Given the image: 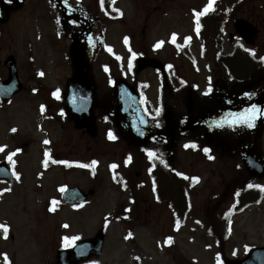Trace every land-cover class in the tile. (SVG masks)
I'll use <instances>...</instances> for the list:
<instances>
[{"label": "rangeland", "instance_id": "rangeland-1", "mask_svg": "<svg viewBox=\"0 0 264 264\" xmlns=\"http://www.w3.org/2000/svg\"><path fill=\"white\" fill-rule=\"evenodd\" d=\"M47 1L26 0L13 9L8 21L0 26V79L7 75L3 61L13 55L19 81L25 88L8 107L0 108V147L4 148L0 161L6 160L16 173L13 181L0 182V224L9 228L7 238L0 231V264H5V254L10 264H56L55 253L63 245L65 236H78L77 243L92 238L103 226L106 229L102 253L98 259L91 260L98 264H222V257L241 259L248 248L264 247V191L260 204L225 218L228 233L220 245L216 246L209 234L215 220L221 230L225 221L223 212L230 206L231 193L235 189L242 190V185L232 182L238 177L234 169L245 170L240 151L233 147L242 135L236 136L228 128L220 129L224 149H219L217 155L211 149L217 157L213 162H207L193 149L183 148L188 142L203 145L205 128L177 134L174 149H156L167 146L160 142L150 141L145 145L148 149L144 150L166 161L177 173L199 177V185L190 189L189 213L182 219V227L174 232L171 229L173 217L167 209L168 199L171 201L179 194L180 187L172 183L174 174L164 177L169 182L164 186L166 192L159 187L163 202L153 203L147 189L137 191L141 187L136 186L146 182L145 165L138 149L121 138L114 121L103 111L95 112L97 131L91 137L76 131L62 114L60 102L50 100L52 91L65 92L66 81L71 76L68 62L71 30L80 31L83 21V25H90L94 31L91 74L100 100L113 97L114 80H124L132 87L137 81L145 83L151 104L159 110L162 128L167 113L172 114L177 125L180 119L187 118V123H192L194 120L190 117L202 118L207 111L203 99L208 97L217 100L220 94L225 95L229 108L236 109L231 80L224 72H218L210 57V42L207 41L209 47L203 44L196 31L195 12L204 10L209 0H117L114 9L122 15L117 22L104 18L93 0H70L73 8L80 7L82 18L69 25L62 24L63 16ZM224 2L215 3L213 17L225 23L237 18L252 23L258 30L256 48L264 53V0H239L228 9ZM125 38L129 44L125 43ZM170 38L175 47L168 45ZM186 40L192 61L177 50ZM223 42L228 50L230 45L226 37ZM158 43L159 48L156 47ZM142 44H146V50ZM141 48L148 58L170 62L175 78L182 82L174 84L181 89L170 90L173 96L166 94L163 98L160 95L162 79L154 70L135 72L131 51H141ZM130 60L131 70L128 68ZM258 79L261 80L258 75L252 77L253 84L243 89L236 87L234 93L245 95L259 87ZM109 131L115 135V143L108 139ZM244 131L249 132V129ZM208 132V136L213 135L212 131ZM46 140L49 143H44ZM256 150L264 157V130L259 132ZM13 152L16 153L14 166L8 160ZM47 152L52 163L44 171L42 157ZM90 159L97 161L95 179L88 170L66 171L61 164V161L88 164ZM112 164L118 165V169L113 171ZM117 173L124 178L127 193L114 185ZM241 176L245 177L244 172ZM251 182L264 186V176ZM66 186H77L85 192L92 189L95 193L83 205L59 204L52 211L48 204L59 201L61 189ZM131 198L136 200L132 210L139 215L131 214L130 222L124 223L119 220L121 213L118 212L103 225L107 216L128 206ZM144 208L150 212H144ZM166 237L171 239L169 246Z\"/></svg>", "mask_w": 264, "mask_h": 264}, {"label": "water", "instance_id": "water-1", "mask_svg": "<svg viewBox=\"0 0 264 264\" xmlns=\"http://www.w3.org/2000/svg\"><path fill=\"white\" fill-rule=\"evenodd\" d=\"M7 18V11L0 0V23ZM245 22L237 21L235 27L243 35ZM255 33V32H254ZM93 44L89 35V30L84 29L81 36L74 34L71 38L69 51V62L72 67V77L67 81L66 94L62 96V104L68 118L74 122L76 129L86 128L87 132H95L93 111L99 106L95 94V85L89 73L92 57ZM8 69V79L0 83L1 98L9 99L20 90L15 68V60L8 57L5 61ZM150 66L158 68L155 62L138 61V71ZM117 104L114 110L115 122L121 134H127L131 138L135 137L139 125H141V113L137 102L125 90L122 83L117 85ZM146 132V130H144ZM243 160L249 174L259 178L263 175V159L257 156L253 149H242ZM0 166V179H11V175L6 168ZM91 193V192H90ZM64 202H80L85 199V195L77 189L65 191ZM103 245V232L99 231L92 239L80 242L74 249L59 250L56 256L57 264H79L91 257H97ZM225 264H264V248H252L247 256L242 260L226 261Z\"/></svg>", "mask_w": 264, "mask_h": 264}, {"label": "flooded vegetation", "instance_id": "flooded-vegetation-1", "mask_svg": "<svg viewBox=\"0 0 264 264\" xmlns=\"http://www.w3.org/2000/svg\"><path fill=\"white\" fill-rule=\"evenodd\" d=\"M25 1L26 0H12V2L9 3V0H5L9 11L19 7L20 5H23ZM49 1L53 5H55L53 0H49ZM242 19L245 20L244 18ZM228 27L230 28L229 32H227V30L229 29ZM245 29L248 30L249 28L246 26ZM224 37H226L229 41L230 46L228 50L225 49V44L223 42ZM256 39L255 41H253L252 38L248 37L247 35H242V36L235 35L233 28V21L232 22L228 21V23L224 24V26L221 27L217 38V45H215V47L213 48L211 45L210 47L209 45H207V47H209L212 50L210 57L211 59L214 60L218 72L219 73L224 72L226 76L231 80L233 103L237 104L238 107L234 110L229 109L228 111H226V113H224L223 105L221 104L222 105L221 106L218 103H223V98L225 97L223 95L221 96L220 94L216 100L217 102L216 104L217 106H219L218 112L207 109L206 114L202 118H198L197 116L190 117L191 120H194L192 123L191 122L187 123V118H186V120L180 119L184 124H182V122L179 121L178 122L179 124L177 125L175 121H173L172 114L165 115L163 119V128H162V124H159L157 126L153 124L149 127L153 135L152 143L160 142L167 144V146L165 147H158L156 149H174L175 137L177 134L185 135L187 131L191 129L194 130L197 128L206 129L204 144L199 145L200 149L202 148L214 149L216 155L219 149H224V146H222L223 142L221 140L220 127L228 125L227 118L229 117V115L231 113L241 112L243 111V109L249 107L253 103L257 104L258 106L264 103V70L262 71V69H264V63L262 64L260 60V57H264V53L258 52V49L256 48ZM248 50H254L255 57H253V55H251ZM206 53L208 55V50H206ZM257 75L258 77L261 78V80L258 79V81L261 82V85L257 88L249 90L250 93L251 91H254L253 93H251L252 95L250 96L248 95L250 94L249 91L245 95H240L237 92L234 93L235 88L237 86L240 87V89L241 88L243 89L247 87L249 84H253L255 80H253V82H251L250 80L252 79V77ZM166 78H167V82L164 83L163 93H162L163 98L165 97L166 94H167L166 96L171 95L170 87L172 86V82H174V78L170 76L168 73H166ZM166 91L168 92L166 93ZM34 93L38 94V91H35ZM50 97H51L50 99L51 101L57 102L58 98L56 95L55 97L50 95ZM11 102L5 105L0 104V108L8 107L11 104ZM262 127L264 129V122L262 123V121H260L258 123L257 128L262 129ZM209 130L212 131L213 135L210 136L207 135L209 134L208 132ZM252 130H255V128L249 129V132L246 131L244 132V130H242L241 132H237V136L238 135L243 136V138L240 139V142L245 143L247 146H251L255 136V132L252 134ZM81 133H84V131H81ZM133 147L135 149H143L144 145L140 147L139 146L138 147L133 146ZM235 149H238V144H236ZM143 211L150 212V210L147 209Z\"/></svg>", "mask_w": 264, "mask_h": 264}, {"label": "snow or ice", "instance_id": "snow-or-ice-1", "mask_svg": "<svg viewBox=\"0 0 264 264\" xmlns=\"http://www.w3.org/2000/svg\"><path fill=\"white\" fill-rule=\"evenodd\" d=\"M12 0H9V3H11ZM112 3L115 4V0H112ZM215 3H216V0H209V3L207 4V6L204 8V10L202 12H195V17H196V25H197V28H196V31L199 32V28H200V17L211 12V11H214V6H215ZM188 39H191L190 37ZM173 41L175 42V35L173 36ZM125 43H127V38H125ZM163 43V42H161ZM157 48L160 47V43H158L156 45ZM131 51V49H129ZM250 52L251 55H253V57H255V51L254 50H248ZM136 58V53H132V59L134 60ZM117 59H120L119 57H117ZM260 60L261 62H264V57H260ZM132 61L130 60L128 62V68L129 70H131L132 68ZM41 75H43V73H41ZM209 92L211 91V89L208 90ZM208 92L205 93V95H207ZM54 95L57 96L58 98V94L57 93H54ZM248 95H251V94H248ZM41 110L43 111V106L41 108ZM159 114V110H157V115ZM260 119H264V108L258 106L257 104L253 103L251 104L249 107L243 109V111L241 112H238V113H231L229 115V117L227 118V123H228V126L229 127H233V128H236V127H246L248 129H252L256 126V123L258 120ZM13 131H16L15 129H13ZM108 138L110 140H115L116 137L115 135L109 131L108 133ZM44 143H49V141H44ZM186 147H189V145H186ZM191 147H196L195 145H191ZM4 151V148L3 147H0V152ZM203 151L208 154L210 152V150L208 148H205L203 149ZM16 153L13 152L11 155L8 156V160L10 163L15 164V162L13 161V156H15ZM47 155V153H46ZM148 155L149 157H153L154 156V153L149 151L148 152ZM209 158H213L211 155H209ZM45 163V166H47V163L48 161L45 160L44 161ZM66 163V162H65ZM97 161L93 160L91 162V165H87V164H79V167H82V168H88V167H91V166H94L96 165ZM118 167V165L116 164H112L111 165V168L112 169H116ZM13 175H16L15 172H13ZM17 179H19V176L17 175L16 176ZM186 179H188L187 177H185ZM192 179H197V178H192ZM249 188H252L253 185H248ZM258 187L261 191H264V186H256ZM61 191H63V189H61ZM53 205H55L57 203V201H52ZM52 211H55V207H53L51 209ZM65 227H68L67 225H65ZM0 231H3L4 233V236L5 238H7V234H8V231H9V228L7 225H4V224H0ZM80 238L78 236H72V237H68V236H65L63 238V241H64V247L65 248H69L71 246H73L75 244V241L79 240ZM4 260H5V264H10V261L8 260V257L7 255L5 254L4 255Z\"/></svg>", "mask_w": 264, "mask_h": 264}, {"label": "trees", "instance_id": "trees-1", "mask_svg": "<svg viewBox=\"0 0 264 264\" xmlns=\"http://www.w3.org/2000/svg\"><path fill=\"white\" fill-rule=\"evenodd\" d=\"M207 20H209L208 22V27H214L213 31H216L219 27V24L217 23L218 21V18L216 17H209ZM211 33V31H209ZM246 199H249L251 202H248V203H254V202H257V201H254V200H257L256 197H253V196H245ZM213 226L211 227V234L214 238H216L217 240H219L220 238V235H222L223 233V229H221V231L219 230V226H218V220H215L212 224Z\"/></svg>", "mask_w": 264, "mask_h": 264}]
</instances>
